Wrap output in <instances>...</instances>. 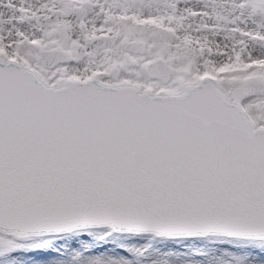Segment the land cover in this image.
Here are the masks:
<instances>
[{"label": "snow or ice", "instance_id": "6c2138e0", "mask_svg": "<svg viewBox=\"0 0 264 264\" xmlns=\"http://www.w3.org/2000/svg\"><path fill=\"white\" fill-rule=\"evenodd\" d=\"M0 264H264V0H0Z\"/></svg>", "mask_w": 264, "mask_h": 264}]
</instances>
